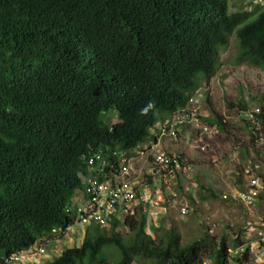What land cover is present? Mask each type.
Here are the masks:
<instances>
[{"label": "trees", "instance_id": "16d2710c", "mask_svg": "<svg viewBox=\"0 0 264 264\" xmlns=\"http://www.w3.org/2000/svg\"><path fill=\"white\" fill-rule=\"evenodd\" d=\"M231 37L235 62L264 71L258 4L0 0V264L43 235L62 237L74 219L65 208L81 187V157L98 148L130 154L153 139L157 120L215 74ZM111 112L117 121L107 123ZM215 119L205 122L223 129ZM256 119L263 131L262 108ZM144 223L141 214L125 221L126 236L116 219L93 225L81 244L44 264H227V248L238 245L205 236L181 246L174 229L156 240ZM53 227L61 230L51 234ZM107 246L118 251L116 261Z\"/></svg>", "mask_w": 264, "mask_h": 264}, {"label": "built area", "instance_id": "2783aa9c", "mask_svg": "<svg viewBox=\"0 0 264 264\" xmlns=\"http://www.w3.org/2000/svg\"><path fill=\"white\" fill-rule=\"evenodd\" d=\"M201 96L196 92L189 99L191 107L180 108L172 119L157 124L152 131L154 138L138 144L130 154L114 150L112 161H105L100 166L103 180L92 177L85 180V196L72 207L76 226L84 228L94 224L104 228L116 219L121 223L118 232L122 233L126 229L125 221L141 214L145 218V232L153 236L166 221L170 210H176L181 218L189 214L191 209L179 189V182L181 177H188L187 174L192 172L190 162L180 153L164 149L163 141L177 140V126L184 123H191L206 134L216 132L214 125L208 127L201 120L198 111ZM259 113L260 109L256 107L244 114L255 130L256 139L252 144L255 149L259 148V154L246 159L236 172L243 180L242 189L221 195L223 201L232 200L240 206L245 215L252 214L264 195V130L256 119ZM190 186L193 189L191 184L187 189ZM204 221L207 231L212 232L216 223L210 217ZM59 230L52 229L53 232ZM239 231L233 237L238 245L227 248V264H264V217L254 222L244 221ZM37 251L43 252V249ZM243 254L246 259L234 260L233 256L241 258ZM17 259L15 255L10 257L11 261Z\"/></svg>", "mask_w": 264, "mask_h": 264}, {"label": "rangeland", "instance_id": "374dc122", "mask_svg": "<svg viewBox=\"0 0 264 264\" xmlns=\"http://www.w3.org/2000/svg\"><path fill=\"white\" fill-rule=\"evenodd\" d=\"M232 2L246 4L250 2V0H228V4ZM236 48L235 39L231 37L228 46L218 52V66L215 74L207 79L205 85L201 86L202 90H207V98L209 100L201 105L202 115L210 120H214V116L219 115L226 120L224 128H219L220 131L215 138L216 140L219 139L217 144L219 147L217 150L215 152L208 151L206 144L211 143V138L210 136L208 137V134H191L189 132L191 129L189 128H187L188 132L186 131L183 134L187 136V138L182 141L183 143L179 140H176V142L169 140L170 142H166L165 144V148L181 151L190 162L191 168L193 169L195 166L194 170H198L199 175L197 176V181L193 182L192 179L194 174L196 176L194 171L187 174L188 177L191 176L187 185H189L190 182H193L194 185L197 183V186L198 183H203V185H205L211 180V182L215 184L214 191L217 199L212 200L209 196L203 197L198 195L200 199L198 202H194V200L189 198L188 194L181 189L180 191L191 210L186 217L182 218L178 215L176 210H170L166 219L168 223L163 221L160 227L161 231L154 235L156 240L157 238H162V231L174 229L179 235V244L181 246L192 243L198 238L205 236L212 239L215 243H219L221 239L225 237L227 243H231L234 240L233 237L240 232L239 230L244 221L254 222L258 218L264 217V195L260 198L259 206L252 210V214L245 215L242 208L234 204L235 202L231 200H221V193H223V189L219 186L221 179L218 177L219 179L217 180V178H215L216 176L208 175V172L217 170L215 168L216 164V167H220L222 170V178L225 179L227 183L231 181V179L227 180L226 174L236 168L237 164L234 159V152L237 146L239 148L249 147V154L252 152V155H255V157L259 154V148L257 147L255 149L250 136L244 133L246 130L245 128L250 125V121L241 117L240 106H244L250 110L256 107L264 110V71L244 63H236ZM229 104L233 106L230 107ZM111 117L114 118L112 122L117 121L113 114H111ZM105 122L111 123V120L105 118ZM172 143H176L177 146L175 147ZM220 143H222L223 146H220ZM202 150L204 151L203 153ZM245 151L246 150H244V152ZM212 153H219V156H224L225 158L220 160L219 163L214 164L210 161V156L213 155ZM237 158L241 159L239 156H237ZM262 163L264 166V160H262ZM203 175L207 176L205 181L199 179V176ZM185 179L182 177L181 181L186 183L188 180ZM182 187L184 189V185ZM79 198L80 197L76 196L73 200ZM70 202H72V200ZM205 205L207 206L206 208ZM207 217H210V220L216 223V227L210 233L207 231V226L204 221ZM93 228V225H89L85 227V230L91 233ZM126 234V232L122 233L123 236H126ZM83 238V232L78 234L77 231L75 232V230L71 229L60 240L49 242L47 249L51 250V252L48 251L47 253H49L51 257L56 256L57 249H64L67 246L81 244ZM105 253L113 254L111 259L113 262L119 258L118 251L113 246H107L105 248ZM149 263V260L135 258L132 264Z\"/></svg>", "mask_w": 264, "mask_h": 264}, {"label": "clouds", "instance_id": "9594fccd", "mask_svg": "<svg viewBox=\"0 0 264 264\" xmlns=\"http://www.w3.org/2000/svg\"><path fill=\"white\" fill-rule=\"evenodd\" d=\"M250 3H251V6H253V5H256V4H258V5H260L262 8H264V0H250ZM249 8H250V6H249ZM248 7H247V9H249ZM206 83H202V85H200V86H198V87H196L191 93H189V95H188V98H187V101H186V103L182 106V107H180V108H183V107H191V103L189 102V99L191 98V97H193L195 94H196V92H200L201 93V99H200V101H199V103H198V111H199V113L201 114V120H202V122L205 124V125H207V123L205 122V120L207 121H209V119H206V117L205 116H203L202 115V112H201V105L205 102V101H209L208 100V92H207V90H202V87L201 86H203V85H205ZM180 108H177L176 110H174L171 114H169V115H167L166 116V118L162 121V120H157V124H161V123H163V122H165L166 120H170V119H172L173 118V116H176V114H177V112H178V110L180 109ZM259 108V107H258ZM260 109V111H261V108H259ZM146 111V110H145ZM249 111H251L250 109H245V110H241V117L243 118V119H246L245 118V113H247V112H249ZM111 114H113V116L116 118V120H117V117H116V113L115 112H111V113H109L108 115H107V118H109V120H111V123H114V122H112L113 121V119L114 118H112L111 117ZM223 119V121H225L226 122V120L224 119V118H222ZM212 120V119H211ZM247 120V119H246ZM249 121V120H248ZM248 121H247V123H248ZM249 124L250 125H248V126H250V128H252V124H251V122H249ZM215 126L216 127V130H217V128H219L215 123H213L211 126ZM189 127L190 129H191V131H192V133L191 134H200V133H202L203 134V132H201L202 130L201 129H198V128H196V127H194L193 126V124H191V123H184V124H182L181 126H177V135H178V139H179V132H180V130H181V128L182 127ZM208 126V125H207ZM208 127H210V126H208ZM154 130V129H153ZM195 131V132H194ZM204 134H206L205 132H204ZM192 138H194V137H192ZM198 138V137H197ZM177 139V140H178ZM176 141V140H175ZM114 150H117V149H114ZM114 150H109V149H100V148H98V149H96V150H92V151H89L87 154H85V155H83L82 157H81V159H82V163H83V170L81 171V172H79V180H80V184H81V187L80 188H78L76 191H75V193H74V195H73V197L71 198V200H72V202H70L69 201V203L68 204H66V208H65V211L66 212H68V213H71V214H73V216H74V218H75V214H74V210L72 209V207H75L83 198H84V196H85V191H84V186H83V183L85 182V180L86 179H88V178H96V179H99V180H103L104 178L102 177V175L100 174V166H101V164L103 163V162H105V161H112V159H113V155H112V152L114 151ZM118 151H122V150H118ZM182 155V154H181ZM183 156V155H182ZM185 157V156H184ZM76 196H78V197H80L79 199H77V200H73ZM222 200V199H221ZM74 201V202H73ZM223 201V200H222ZM232 201V200H231ZM71 208V209H70ZM91 225H94V224H91ZM99 227V226H98ZM56 228H60V227H53V228H51L50 229V232L49 233H51V234H54V233H57V232H59V231H55V232H53L52 231V229H56ZM74 228H78L79 229V227L78 226H76L75 224H74V219H73V222H72V224H70V225H68L66 228H65V232H64V234H63V236L69 231V230H74ZM83 229V233L85 234V227L84 228H82ZM124 232H126V230H124L122 233H124ZM121 233V234H122ZM157 233V232H156ZM62 236V237H63ZM62 237H54V238H48V235H43V236H41L39 239H37L36 240V242H34L33 243V245L31 246V247H29L28 249H25V250H22V251H19V252H16V253H12V254H10L9 255V257L5 260V264H22L21 262H23V260H25V259H28V258H34L35 257V259L38 257V256H41V255H45V253H46V249H47V245L49 244V242H52V241H57V240H59V239H61ZM67 247H70V246H67ZM38 248H42L43 249V252H38L37 251V249ZM66 248V247H65ZM63 250V249H62ZM34 251V252H33ZM13 255H15V256H17L18 257V259L17 260H14V261H11L10 260V257H12ZM30 260H32V259H30Z\"/></svg>", "mask_w": 264, "mask_h": 264}, {"label": "crops", "instance_id": "0c3cea01", "mask_svg": "<svg viewBox=\"0 0 264 264\" xmlns=\"http://www.w3.org/2000/svg\"><path fill=\"white\" fill-rule=\"evenodd\" d=\"M215 117V116H214ZM214 120H215V118H214ZM213 120V121H214ZM187 128H189V127H182L181 128V130H180V132H179V141L181 142V143H183L182 141L183 140H185V138H187V136H185V135H183L186 131L188 132V130H187ZM190 129V128H189ZM219 128H217V130H216V132L215 133H209L208 134V137L210 136V138H211V146H210V144L208 143V144H206V146L208 147V151H211V152H215L216 150H217V148L219 147L217 144H218V142H219V139H215L217 136V134H218V132L220 131V129L218 130ZM246 130H245V132L244 133H247L248 135H249V130H250V126H247L246 128H245ZM190 133H192V131H189ZM219 136V135H218ZM166 142H170L169 140H164L163 141V147H164V149H166L167 151H172V152H178V153H180V154H182V152L181 151H177V150H171V149H168V148H165V144H166ZM174 142H176V141H174ZM215 143V144H214ZM173 145H175V147L177 146V144L176 143H172ZM171 145V144H170ZM220 146H223V144L222 143H220L219 144ZM190 146V145H189ZM191 146H193V145H191ZM213 146H215V147H213ZM249 148V147H248ZM248 148L247 147H236V151L234 152V156H235V161H236V168L234 169V170H231V172L229 173H227L226 174V178H227V180L228 179H231V181H229L228 183L226 182V180L225 179H223L222 178V170L220 169V167L218 168V167H216V164L215 163H219L220 162V160H222L223 158H225L224 156H219L218 154L219 153H216V154H214V153H212L213 155H211L210 156V161L211 162H213L214 164H215V168L217 169L216 171L214 170V171H210V172H208L209 174V176H211V175H214V176H216L215 178H217V180L220 178L221 180V183H219V186H220V188H222L223 190V193H221V195L222 194H232L235 190H239V189H242V187H243V180L241 179V178H238L237 176H236V172H237V170L239 169V166L246 160V159H249V158H253L255 155H252V152H250V154H249V150H248ZM220 149V148H219ZM244 150H246L245 152H244ZM204 151L202 150V153H203ZM207 152V151H206ZM248 154V155H247ZM183 155V154H182ZM184 156V155H183ZM237 156H239V157H241V159H239V158H237ZM186 158V157H185ZM195 169V166L193 167V169H192V171H194L195 173H196V176H195V174L193 175V182L194 181H197V176L199 175V173H198V170L196 169V170H194ZM218 173V174H217ZM201 174V173H200ZM202 175V174H201ZM184 177V176H183ZM219 177V178H218ZM182 178V177H181ZM186 178V179H185ZM205 178H207V176L206 175H203V176H199V179L200 180H204L205 181ZM184 179L185 180H188L186 183H183L182 181H181V179H180V182H179V189L181 190H187V194H188V196H189V198H192V200H194V202H198V200L200 199L199 198V196L198 195H200V196H203V197H210L212 200H216L217 198H216V195H215V191H214V186H215V184H214V182H211V180L209 181V183H207V184H205V185H203V183L202 184H200V183H198V186H197V183H196V185H194L193 184V182L191 183L190 182V184L193 186V189L191 188V186H190V188H188L187 189V183L189 182V179H191V176L190 177H184ZM192 181V180H191ZM211 183V184H210ZM189 184V185H190ZM184 185V189H183V186ZM182 187V188H181ZM193 192H194V194H193ZM198 193V194H197ZM234 204H236V203H234ZM207 206L205 205V208H206ZM167 221V220H166ZM74 230H75V232L77 231V233L78 234H80L82 231H83V229L81 228V227H79V229L78 228H74ZM60 240V239H59ZM58 241V240H57ZM51 252V250H48V249H46V253H45V255H41V256H38L36 259H35V257L34 258H28V259H25V260H23V262H21L22 264H44L46 261H48V260H50V259H52L53 257H55V256H53V257H51L50 256V254L49 253H47V252ZM61 251H62V249H57V253H56V256H58L60 253H61ZM30 259H32V260H30Z\"/></svg>", "mask_w": 264, "mask_h": 264}]
</instances>
